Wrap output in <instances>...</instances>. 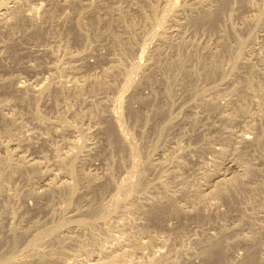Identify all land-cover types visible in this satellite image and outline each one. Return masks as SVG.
Masks as SVG:
<instances>
[{"label":"rangeland","instance_id":"374dc122","mask_svg":"<svg viewBox=\"0 0 264 264\" xmlns=\"http://www.w3.org/2000/svg\"><path fill=\"white\" fill-rule=\"evenodd\" d=\"M5 11L0 15V262L13 256L28 264H91L103 248L128 238L145 244L121 264H202L201 248L216 239L235 263L246 258L250 246L264 261V0H0V14ZM205 12L214 17L202 21L200 30L196 18ZM93 14L101 22L90 19ZM118 14L126 17L115 19ZM119 30L134 38L135 51H111L112 31ZM238 37L246 42L240 57ZM162 45L152 68L148 59ZM221 54L224 61L212 62L217 70L206 77L202 64ZM171 58L178 63L170 68ZM250 63L262 85L242 100L246 115L234 118L229 91L237 84L246 87ZM183 64L198 71L190 80L182 77ZM139 109L144 119L137 122L129 112ZM9 153L16 169L7 166ZM70 166L77 177L73 193L63 186L72 181ZM244 171L250 174L228 194L196 201L197 189L210 192L216 177ZM109 175L114 186L98 191ZM113 196L141 207L116 206ZM158 201H172L184 212L162 210L154 218L147 205ZM90 204L99 206L97 215L83 210ZM66 218L93 224L85 231L63 227L58 235L74 236L64 246L57 238L47 242L46 229L62 226ZM226 229L231 231L224 234ZM6 239L17 244L14 249L2 247ZM33 243L39 254L27 250ZM45 250L58 259L43 260Z\"/></svg>","mask_w":264,"mask_h":264},{"label":"bare ground","instance_id":"6f19581e","mask_svg":"<svg viewBox=\"0 0 264 264\" xmlns=\"http://www.w3.org/2000/svg\"><path fill=\"white\" fill-rule=\"evenodd\" d=\"M256 1V0H255ZM255 3V2H254ZM4 6V5H3ZM112 6V5H111ZM149 6V5H148ZM6 7H8V6H6ZM110 7V6H109ZM1 8H2V6H1ZM10 8V7H9ZM14 8V7H13ZM177 8V7H176ZM6 9V8H5ZM112 9V8H111ZM208 9V8H207ZM217 10H219V8H216ZM110 10V9H109ZM3 11V10H2ZM115 11V10H114ZM113 11V12H114ZM221 11H223V10H220V12ZM9 12H11L10 10H9ZM23 12V11H22ZM210 12V11H209ZM225 12V11H224ZM4 13H7V11H5V12H3V13H1L0 15H5ZM13 13V12H12ZM17 13V12H16ZM53 12H51V14H52ZM142 13V12H141ZM8 14V13H7ZM213 14V13H212ZM220 14V13H219ZM224 14V13H223ZM139 15V14H138ZM165 16L167 15V14H164ZM7 16V15H6ZM21 16V15H20ZM118 16V17H117ZM116 17H115V19L117 18V19H119V18H121V17H126V15H122V14H118ZM129 16H131V15H129ZM145 16V19L146 18H148V17H150V15H148V14H143V17ZM220 16H222V15H220ZM112 17V16H111ZM132 17L133 18H135V17H139V16H134V15H132ZM142 17V16H141ZM212 17H214V16H210V14L209 13H204V14H202L201 16H200V18H196L197 20L196 21H199V22H197L196 24H197V26L199 27L198 29H200V30H202V28L205 26L203 23H202V21H204L205 19H211ZM231 16H229V18H230ZM262 18H263V16H261ZM51 18H53V15H51ZM102 17H99V15H96V14H93V16L91 15V17H90V19H92V20H97V19H99V20H97V21H100L101 22V19ZM222 18V17H221ZM227 18V17H226ZM104 19V18H103ZM102 19V20H103ZM113 19V18H112ZM213 19V18H212ZM96 21V22H97ZM92 22V21H91ZM90 22V23H91ZM95 22V23H96ZM108 22V21H107ZM213 22H215V21H213ZM92 23H94V22H92ZM94 23V24H95ZM207 22H205V24H206ZM220 23V22H219ZM7 24V23H6ZM79 25H80V23H78ZM78 24H76L77 26H78ZM94 24H91V26L92 25H94ZM100 24V23H99ZM102 24V23H101ZM101 24L99 25V26H101ZM110 24V22H108V25ZM195 24V23H194ZM195 24V25H196ZM257 24V23H256ZM75 25V26H76ZM96 25V24H95ZM98 25V24H97ZM204 25V26H203ZM37 26V25H36ZM196 26V27H197ZM207 26V25H206ZM96 27V26H95ZM77 28V27H76ZM108 28V27H107ZM143 29V28H142ZM197 29V30H198ZM72 30H73V28H72ZM96 30H98V29H96ZM140 30H141V28H140ZM119 32H120V30H119ZM119 32H117V33H115V32H113L112 31V38H113V46L110 48L111 49V51L112 52H116V51H120L121 53H126V52H130V51H132V50H134L135 49V47H134V42H135V40H133L132 38H129V37H125L124 36V33L121 31L120 33ZM68 33H71V31L69 30V32ZM123 33V34H122ZM252 33V32H251ZM130 34V33H129ZM166 34V33H165ZM133 36H134V34H133ZM125 38H128V40H124ZM249 39V38H248ZM162 40H163V42L165 43V42H167V40H168V37L167 36H163V38H162ZM237 41V49H238V51H237V56L238 57H240L241 56V54H243L244 53V49H245V44H246V42H245V40H243V38H237L236 39ZM254 42L252 41V44H253ZM248 47V46H247ZM145 48H147L146 47V45L145 46H142L141 47V56H140V58H142L143 57V54H144V52H145ZM163 49H164V46L162 45L161 47H159V48H157V49H155V54L154 55H150V57H149V63H150V65L152 66V68H153V65H156L157 64V62H158V57H159V55H160V53L161 52H163ZM225 50V52H226V50H228V49H224ZM135 51V50H134ZM128 52V53H129ZM228 52V51H227ZM153 54V53H152ZM226 54V53H225ZM121 55V54H120ZM220 56V55H219ZM244 56V55H243ZM225 57V55L224 54H221V56L219 57V58H217L216 60H214V59H212V60H214V61H212V60H210V62L208 63H206L205 61H204V63L202 64V66H203V72L205 73V76L206 77H211V76H213L214 75V73L216 72V70L217 69H215L214 67L212 68L211 67V63L212 62H215L216 63V65L218 64H220V62H223L224 61V58ZM224 58V59H223ZM231 58V57H230ZM237 58V57H236ZM175 59H177V58H175ZM181 59V58H180ZM250 59V58H249ZM174 60V59H173ZM172 60V58L171 59H169V62H168V64H169V66L168 67H173L174 66V64L175 63H178V62H175V60L173 61ZM182 60V59H181ZM167 62V61H166ZM175 62V63H174ZM185 62V61H184ZM235 62H237V61H235ZM242 62V61H241ZM245 62V61H244ZM179 63H181V62H179ZM215 63H213L214 65H215ZM239 63V62H238ZM212 64V65H213ZM236 64V63H235ZM244 64V63H243ZM245 64H247V63H245ZM143 65V64H142ZM149 65V66H150ZM209 65V66H208ZM232 66H233V64H232ZM236 66V65H235ZM147 67V66H146ZM179 67H181V66H179ZM249 69H248V74H246V76H247V78H243L244 79V81L245 82H243L244 83V86H246L245 88H242V85L241 84H237L236 86H234L233 88H231V90L229 91V95H230V105H231V113L233 114V116L232 117H234V118H236L237 116H239V114H245V108H243V106H242V100L244 101L246 98H248V97H250V96H253L252 95V92H253V90L254 89H257V88H259L260 87V85H262V84H260V83H258L257 81H256V78H255V73H254V69H253V65L250 63V65H248L247 66ZM182 68L183 69H179V70H181V72L183 73V75L184 76H182L183 78L184 77H186V78H188L189 80L191 79V78H193L194 76H195V73H197L198 71L196 70V69H192V68H189V69H187L186 68V65L185 64H183V66H182ZM238 68V67H237ZM134 69V68H133ZM177 69V70H178ZM154 70H155V68H154ZM158 70V69H157ZM173 70V69H172ZM228 70V69H227ZM234 70H235V72H236V68H234ZM151 71H152V69H151ZM151 71H149V72H151ZM202 71V70H201ZM237 71H238V69H237ZM243 71V70H242ZM184 72H185V74H184ZM234 72V71H233ZM152 73V72H151ZM177 73V72H176ZM246 73V72H245ZM149 75V74H148ZM232 75V74H231ZM152 76V75H151ZM178 76V75H177ZM243 76H245V74H243ZM245 76V77H246ZM205 77V78H206ZM178 78V77H177ZM238 80V79H237ZM240 80H242V78H240L237 82H240ZM259 80V79H258ZM194 83V82H193ZM192 83V84H193ZM242 83V84H243ZM243 86V87H244ZM124 89L123 90H125L126 89V85L123 87ZM214 88V87H213ZM262 88V87H261ZM122 90V91H123ZM47 91V90H46ZM257 91V90H256ZM91 92V91H90ZM78 93V92H77ZM191 93V92H190ZM167 94L169 95V92H167ZM210 94H211V92H210ZM219 94H221L219 91H217V92H215V94L213 95V96H211L212 97V100L211 101H213V102H215V98H217L218 96H219ZM64 96V95H63ZM208 96V95H207ZM23 97V96H22ZM121 97V96H120ZM220 97V96H219ZM121 99V98H120ZM168 99V98H167ZM247 100V99H246ZM121 101V100H120ZM209 101V100H208ZM245 102V101H244ZM211 103L212 102H206V105L209 107V105L211 106ZM120 104V103H119ZM214 105V104H213ZM123 106H124V104H123ZM213 107V106H212ZM151 108V107H150ZM116 111V110H115ZM143 110L142 109H139V110H136V111H134V110H131L129 113H131V115H132V117L135 119V121H139V120H141V119H144L142 116L144 115L143 114ZM246 115V114H245ZM120 117V116H119ZM130 117V116H129ZM114 118V117H113ZM119 120V119H118ZM11 122V121H10ZM121 126H122V124H121ZM65 128V127H64ZM7 131V130H6ZM109 132V139L110 140H113V137L112 136H114L113 134V132L111 131V130H109L108 131ZM117 132V131H116ZM162 137V136H161ZM10 138V137H9ZM247 138H249V136H244V137H242V139L243 140H245V141H247ZM6 141V140H5ZM118 141H119V139H118ZM110 142V141H109ZM114 142H115V140H114ZM120 142H121V140H120ZM119 143V142H118ZM117 143V144H118ZM122 144V143H121ZM125 144V143H124ZM130 144V143H129ZM114 145V144H113ZM136 145V144H135ZM121 148V147H120ZM223 151V150H222ZM222 151H221V154H222ZM14 152V151H13ZM134 152V151H133ZM223 155V154H222ZM221 155V156H222ZM12 154L11 153H9V154H7V157L5 158V161L8 163L7 164V166L9 167V168H11V169H16L17 168V166H15V164H13V161L14 160H12ZM61 158V157H60ZM70 160H71V157H70ZM70 160H68V161H70ZM2 161V160H1ZM60 161H63L64 162V160H61L60 159ZM74 161V160H73ZM72 161V162H73ZM75 162V161H74ZM73 162V163H74ZM2 164V163H1ZM67 164V163H66ZM70 164H71V162H70ZM72 165V164H71ZM119 165V164H118ZM19 167V166H18ZM71 168H69V170H70V176H71V178H72V181L70 180V181H65L64 182V184H63V186H64V188H66V189H68L71 193H73V192H75L76 190V176H74L75 174L72 172V166H70ZM119 167V166H118ZM3 168V167H2ZM34 168V167H33ZM249 170V169H248ZM15 171V170H14ZM38 172V171H37ZM245 172V173H244ZM243 172V174H235V175H233V176H231V177H229V178H226V177H222L221 175L220 176H218V177H216L215 179L216 180H214V182L212 183V186H213V188L212 189H210L211 191L210 192H208V193H204V191H203V189L201 190V189H197V193H196V195L195 194H193V195H195V197L197 198L196 199V201H198V202H200V201H205V200H207V197H209V195H211V194H221V195H226V194H228V192H229V190L230 189H234V187L236 186V184H238L240 181H242V179H243V177L245 178V176H246V174H250V172H246V171H244ZM2 173V172H1ZM138 173V172H137ZM74 174V175H73ZM111 174H112V172H111ZM248 174V175H249ZM0 176H2V174H0ZM4 176V175H3ZM208 176V175H207ZM213 176V175H212ZM125 178H127L126 176H124ZM134 177V176H133ZM136 177H138V175L136 176ZM247 177V176H246ZM252 177V176H251ZM69 178V177H68ZM79 178V177H78ZM125 178H123V180L125 179ZM129 178V177H128ZM211 178V177H210ZM83 179V178H82ZM138 179H141V177H138ZM78 180V179H77ZM80 180V179H79ZM89 180V179H88ZM111 180V176L109 175L108 177H107V181L106 182H104L102 185H100L99 186V188L97 189L98 191H103V190H105L108 186H110L111 184H112V182L113 181H110ZM129 180V179H128ZM210 180V179H209ZM124 181H126V180H124ZM97 182V181H96ZM109 182H111V183H109ZM132 182V181H131ZM136 182H139V181H136ZM135 182V183H136ZM119 183H121V182H119ZM243 183V182H242ZM115 184H117V183H115ZM133 184V183H132ZM137 184V183H136ZM135 184V185H136ZM125 185V184H124ZM129 185H131V184H129ZM128 185V186H129ZM135 185L134 186H132L133 187V189L134 188H136L135 187ZM112 186H114L113 184H112ZM138 186V185H137ZM240 186V185H239ZM3 187V186H2ZM2 187H0V189L2 188ZM124 187H126V186H124ZM131 187V186H130ZM199 187V186H198ZM211 187V186H210ZM117 188H118V192L121 190V189H123V183H121L120 185L118 184V186H117ZM256 188V187H255ZM50 189V188H49ZM126 189H127V187H126ZM130 189V188H129ZM237 189V188H236ZM1 191V190H0ZM117 191V190H116ZM127 191V190H126ZM129 191V190H128ZM132 191V190H131ZM262 191L264 192V187L262 188ZM261 191V192H262ZM130 192V191H129ZM134 192H136L135 190H134ZM1 193V192H0ZM49 193V192H48ZM120 193V192H119ZM131 193V192H130ZM66 194V193H65ZM118 194V193H117ZM128 195V194H127ZM130 195H132V194H130ZM134 195V194H133ZM76 196V195H75ZM129 196V195H128ZM131 197V196H130ZM139 197H141V195L139 196ZM230 197V196H229ZM73 198V197H72ZM135 198V197H134ZM138 198V197H137ZM145 198V197H144ZM211 198V197H210ZM128 197H119V196H113V198H112V202H114L115 203V205L116 206H121V207H127L128 209H135V208H140L141 207V205H137L136 203H135V200L133 201V202H131V203H129V204H126V201L128 202ZM139 200V199H138ZM172 200V199H171ZM68 201V200H67ZM69 202V201H68ZM137 202V201H136ZM158 202H160V203H158ZM157 202V204L158 205H152V204H149V205H147V207L149 206V215L150 216H152V217H154V218H157L158 216H159V214H160V212L163 210V211H170V210H173V209H176V211L177 212H182L183 211V209L180 207H176L175 205H173V202L172 201H169L170 203H164V204H162L163 203V201H158ZM111 203V202H110ZM160 204V205H159ZM167 204H169V205H167ZM174 204H175V202H174ZM211 205V204H210ZM68 206H69V204H68ZM144 206V205H143ZM142 206V207H143ZM146 207V208H147ZM87 209H83V210H85V212H86V214H88L87 212H89L90 213V215H92V214H98L99 213V206H97L96 204H90L89 206H87L86 207ZM145 208V209H146ZM100 209H101V207H100ZM109 209V208H108ZM127 209V210H128ZM142 209V208H141ZM65 210V209H64ZM81 210V209H80ZM120 211V210H119ZM65 212V211H64ZM102 212H103V210H102ZM180 212V213H181ZM184 212V211H183ZM179 213V214H180ZM63 214V213H62ZM67 214V213H66ZM96 214V215H97ZM64 215V214H63ZM90 215H89V217H90ZM100 215V214H99ZM103 215V214H102ZM100 218H101V215L99 216ZM64 218V217H63ZM82 218V217H81ZM72 218H70V219H67L66 218V220H63V222H62V220L61 221H59V222H62L61 223V225L62 226H60V227H58V226H56L54 229H53V227L51 226V228L50 229H48V231H47V229H46V236L48 237V239H45L46 241L48 240V241H55L54 239H52V238H57L58 240H59V242L61 243V245H63L64 243H67L68 241L70 242H72V241H74V236H68V235H65V236H60V235H58V232L63 228V227H73V228H81V229H85V228H89V226L90 227H92L91 225L93 224L92 222H90V221H88V220H86V219H80V218H78V219H75V220H71ZM98 219V218H97ZM100 220V219H99ZM125 220V219H124ZM95 221V220H94ZM93 221V222H94ZM235 226V225H234ZM58 227V228H57ZM237 227H238V225H237ZM69 229V228H68ZM71 229V228H70ZM231 229V228H230ZM91 230H93V229H91ZM237 230V229H236ZM66 231V230H65ZM75 231V230H74ZM85 231V230H84ZM94 231V230H93ZM92 231V232H93ZM227 231H229V230H225V232H224V234L226 233L227 234ZM231 231V230H230ZM229 231V232H230ZM15 232V231H14ZM253 233V232H252ZM15 234V233H14ZM14 234H12V235H14ZM38 234V233H37ZM224 234H222V236L224 235ZM43 235L45 236V234L43 233ZM62 235V234H61ZM16 236V235H15ZM78 236V235H77ZM93 236V235H92ZM95 236V235H94ZM237 236H238V234H237ZM242 236V235H241ZM38 237V236H37ZM47 237H44V238H47ZM49 237H50V239H49ZM220 237V236H219ZM9 238V237H8ZM12 238H14L13 236H12ZM11 238V239H12ZM16 238V237H15ZM77 238V237H76ZM217 238V237H216ZM215 238V239H216ZM221 238V237H220ZM231 238V237H230ZM7 240V239H6ZM40 240H42V239H40ZM5 241V240H4ZM8 242H9V240H7ZM47 241V242H48ZM57 241V240H56ZM31 242V241H30ZM33 242V241H32ZM35 242V241H34ZM38 242V241H37ZM228 241H226L225 240V243H227ZM249 243V242H248ZM15 244L16 243H8V245H7V243H6V241H5V244H2V247L4 246V248H12L13 247V249H14V246H15ZM144 242H141V241H139L138 239H133V238H128L127 239V242L125 241V242H123V243H120V244H118L116 247H108V248H103L102 250H101V252L99 253V254H101V255H96V256H94L93 258H92V263L91 264H121V260H122V258L126 255V254H128L129 252H132V251H134V250H138V249H140V247L141 246H144ZM146 244L148 245V244H150V242L149 241H147L146 242ZM17 245V244H16ZM31 245V244H30ZM37 245V244H32L31 246H27V247H29V248H27V250L28 251H32V252H34L35 251V249L37 248V247H35V246ZM65 245V244H64ZM63 245V246H64ZM254 245V244H253ZM60 246V245H59ZM264 246V245H263ZM39 247V246H38ZM252 246H250L249 247V249H248V253H247V256H246V258L241 262V263H235V262H233V260L231 259V257L229 256V253H228V251H227V248H226V246H225V244L223 245V241H222V239H216L215 241L214 240H211V241H208L206 244H204L203 245V247L201 248L202 250H201V252H202V255L204 256V261H203V263L202 264H261V262H262V264H263V262L264 261H262L260 258H261V256H259V252L256 250V248L255 247H252ZM61 248H62V252H64L63 250V247L61 246ZM10 250V249H9ZM37 250V249H36ZM38 251V250H37ZM36 251V252H37ZM46 251V253L48 252V254H46L45 256H43L42 257V259L44 260V258H47L46 260L48 261V260H57L58 258H56L57 256H55L56 254L54 253V251L53 252H49V250L47 251V250H45ZM45 251H42V252H45ZM51 251V250H50ZM8 252V251H7ZM14 252V251H13ZM31 252V253H32ZM41 252V251H40ZM39 251H38V254L40 253ZM61 252V253H62ZM27 253V252H26ZM30 254V253H29ZM34 254V253H33ZM32 254V255H33ZM35 254H37V253H35ZM34 254V255H35ZM55 254V255H54ZM58 254V253H57ZM96 254V253H95ZM201 254V253H200ZM12 255V254H11ZM27 256H29L30 257V255H28V254H26ZM262 255V254H261ZM9 256V255H8ZM7 256V257H8ZM6 257V256H5ZM6 257V258H7ZM32 257H34V256H32ZM36 257H37V255H36ZM39 257H40V255H39ZM74 257V256H73ZM25 258V257H24ZM41 258V257H40ZM16 258L15 257H13V256H10V257H8L6 260H4L3 262H0V263H2V264H20V263H22V264H28L29 262H27V258L24 260V261H20L19 262V260H22V258L21 259H18V261L17 260H15ZM32 259V258H31ZM37 259H39V258H37ZM41 259V260H42ZM59 259H61V258H59ZM29 260V259H28ZM40 260V259H39ZM45 260V261H46ZM30 261V260H29ZM119 262V263H118ZM153 262V261H152ZM81 262H79L78 264H80ZM87 263V262H86ZM189 263V262H188ZM65 264V263H64ZM83 264H84V262H83ZM140 264H147V263H142V262H140ZM152 264V263H151Z\"/></svg>","mask_w":264,"mask_h":264}]
</instances>
